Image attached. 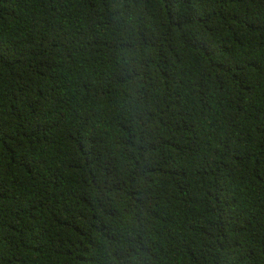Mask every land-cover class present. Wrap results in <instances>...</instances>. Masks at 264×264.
Instances as JSON below:
<instances>
[{"label": "trees", "instance_id": "16d2710c", "mask_svg": "<svg viewBox=\"0 0 264 264\" xmlns=\"http://www.w3.org/2000/svg\"><path fill=\"white\" fill-rule=\"evenodd\" d=\"M0 264H264V0H0Z\"/></svg>", "mask_w": 264, "mask_h": 264}]
</instances>
